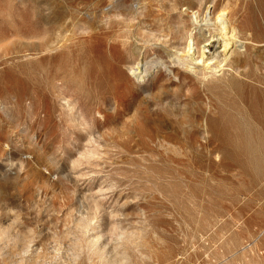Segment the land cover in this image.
<instances>
[{
  "label": "rangeland",
  "instance_id": "rangeland-1",
  "mask_svg": "<svg viewBox=\"0 0 264 264\" xmlns=\"http://www.w3.org/2000/svg\"><path fill=\"white\" fill-rule=\"evenodd\" d=\"M206 15L243 34L188 51ZM0 22V264H264V105L226 80L264 81V0H0ZM144 49L166 65L140 78Z\"/></svg>",
  "mask_w": 264,
  "mask_h": 264
},
{
  "label": "bare ground",
  "instance_id": "bare-ground-1",
  "mask_svg": "<svg viewBox=\"0 0 264 264\" xmlns=\"http://www.w3.org/2000/svg\"><path fill=\"white\" fill-rule=\"evenodd\" d=\"M181 1V0H180ZM191 2V1H190ZM189 2V3H190ZM178 5H179V3H178ZM222 12H224V10L222 9L221 10ZM112 12V11H111ZM119 12H120V10H119ZM13 13H15L14 11H13ZM121 13V12H120ZM221 15H223L222 13H220L219 15H218V18L221 16ZM119 16V15H118ZM40 19V18H39ZM196 19V18H195ZM62 20V19H61ZM197 20V19H196ZM30 21V20H29ZM205 23H204V25H206L207 27H209L208 28V31L206 32V31H202L201 33H198L199 35L197 36V37H193V35L191 34V37H190V40H189V43H188V45H187V48H188V51L189 50H191L192 48H193V46H194V44L196 45V44H198L199 42H200V40H203V41H205V43L204 44H202L203 46H199V47H202V51H204L205 49H210V47L209 46H211V45H213L215 42H216V40H217V42H220L221 40H223L224 41V46H225V48H226V43H227V41L229 40V39H236L238 36H239V38H240V34H243V31H241V28L239 27V25H237V26H235V24L234 25H232L231 27H230V32H227V26H225L224 24H222L221 25V27L220 26H215L214 27V29H212L211 28V26H212V23H211V18L209 17V18H207V15L205 16ZM24 22V21H23ZM26 22H28V20H26ZM60 22V21H59ZM120 22V21H119ZM1 23V22H0ZM75 23V22H74ZM121 23V22H120ZM27 24V23H26ZM36 24V23H35ZM37 24H38V20H37ZM122 24V23H121ZM5 25H6V23H5ZM5 25H4V27H5ZM31 25V24H30ZM117 25V24H116ZM120 25V24H119ZM25 27H27V25H25ZM122 27H123V25H122ZM2 28V27H1ZM10 28V27H9ZM21 28H23V27H21ZM39 28V27H38ZM58 28H60V27H58ZM117 28V27H116ZM66 29V28H65ZM112 29V28H111ZM110 29V30H111ZM191 29V28H190ZM202 29V28H201ZM8 30V29H7ZM25 30V29H24ZM72 30V29H71ZM90 30V29H89ZM115 30V29H114ZM123 30V29H122ZM214 30V31H213ZM216 30H219V35L221 36V38H217V39H215V37H216V35H218V33L216 34L215 33V31ZM3 31V30H2ZM11 31V30H10ZM20 31V33L19 32H17V31H15L13 34L14 35H12L13 37H21V36H24V35H26V34H24V35H22L21 34V30H19ZM30 31H32V30H30ZM29 31V32H30ZM84 31V30H83ZM1 32V31H0ZM64 32V31H63ZM120 32V31H119ZM126 32V36L125 37H128L127 35V31H125ZM191 32H192V30H191ZM245 32H247V31H245ZM249 32V31H248ZM24 33H26V32H24ZM27 33H28V31H27ZM31 33V32H30ZM6 34H8V33H6ZM92 34V33H91ZM114 34V33H113ZM117 34V33H116ZM116 34H114V36L116 35ZM251 34V33H250ZM11 35V34H10ZM60 35V34H59ZM58 35V36H59ZM111 35V34H110ZM245 36V35H244ZM243 36V37H244ZM34 37V36H33ZM33 37H31V38H33ZM53 37H56L55 35L53 36ZM112 37V36H111ZM174 37H178V36H175L174 35ZM7 37H3V38H0V49L1 50H4V53L5 54H8L9 53V51H8V49L7 48H5V46L7 45V44H9L8 42L9 41H7V39H6ZM27 38V37H26ZM58 38H60V37H58ZM57 38V39H58ZM70 38V37H69ZM109 38V37H108ZM122 38H123V36H122ZM121 38V39H122ZM130 38V37H129ZM245 38V42H246V45H244L245 47H246V49H245V51L246 52H241V51H238L236 54H237V56H236V58L233 60V62H231V64H230V66H231V69L232 70H236V66H241V63L242 62H244V61H246V56H247V51L249 52V50H250V48H251V45H255L257 42L255 41V37L252 35L250 38L249 37H244ZM15 39V38H14ZM28 39V38H27ZM34 39H36V38H34ZM80 39V38H79ZM78 39V40H79ZM89 39V38H88ZM112 39H114L115 40V38H112ZM126 39V38H125ZM20 40V39H19ZM54 40V39H53ZM69 40V39H68ZM73 40V39H72ZM77 40V41H78ZM113 40V41H114ZM242 40V39H241ZM10 41H12V40H10ZM17 41V40H16ZM34 41V40H33ZM116 41V40H115ZM121 41V40H120ZM128 41H129V39H128ZM236 41V40H235ZM262 41V40H261ZM31 42V41H30ZM43 42V41H42ZM51 42V41H50ZM52 42H54V41H52ZM61 42V41H60ZM69 42V41H68ZM13 43V42H12ZM16 43V42H15ZM19 43V42H18ZM32 43V42H31ZM263 43V42H262ZM20 44V43H19ZM29 44V43H28ZM46 44V43H45ZM66 44V43H65ZM88 44V43H87ZM122 44H123V47H124V49L125 50H127L128 52L130 51V54H131V51L134 49H132L131 50V45L126 41V42H122ZM15 45V44H14ZM22 45V44H21ZM20 45V46H21ZM64 45V44H63ZM16 46H18V45H16ZM23 46H26L25 44L23 45ZM27 46H29V45H27ZM31 46V45H30ZM38 46V45H37ZM41 46H42V44H41ZM55 46V45H54ZM117 46H118V43H112V44H110V50H117ZM133 46H134V44H133ZM258 46V45H257ZM22 47V46H21ZM60 47V46H59ZM59 47H57V48H59ZM77 47V46H76ZM86 47V46H85ZM108 47V46H107ZM135 47V46H134ZM148 47V46H147ZM150 47V46H149ZM152 47V46H151ZM255 47V46H254ZM23 48V47H22ZM43 48V47H42ZM55 48V47H54ZM109 48V47H108ZM144 48V47H143ZM146 48V47H145ZM13 49H14V47H13ZM15 49H17V48H15ZM19 49V48H18ZM45 49L46 50H48L49 49V47H47V45H46V47H45ZM123 49V48H122ZM136 49V48H135ZM134 49V50H135ZM38 50V49H37ZM54 49H52V51H53ZM86 50V49H85ZM141 50V49H140ZM149 50H151L150 51V53L151 52H154V51H152V48L151 49H149ZM25 51H27V50H25ZM43 51V50H42ZM45 51V50H44ZM16 52V51H15ZM35 52V51H34ZM39 52V51H38ZM47 52V51H46ZM31 53V52H30ZM43 53H45V52H43ZM42 53V54H43ZM63 53V52H62ZM88 53V52H87ZM124 53V52H123ZM133 53L135 54V52L133 51ZM142 53V52H141ZM147 53V51L144 49V52L142 53L143 55H142V58H140V51H139V54H137L138 55V57L140 58H138V60L136 61V59H134L133 60V64L132 65H129L131 68H130V70L132 69V70H136L137 71V74H138V76L140 77V78H145L146 76H148L150 73H151V70L153 69V66L156 64V63H161V65H166V63H164V61H162V58H161V56L160 55H158V50H156V55H155V57H150V58H148V57H146L145 56V54ZM154 53V54H155ZM18 54V53H17ZM29 54V53H28ZM36 54V53H35ZM34 54V55H35ZM86 54V53H85ZM153 54V55H154ZM257 54V53H256ZM36 55H38V54H36ZM58 55V54H57ZM57 55H55L54 56V58L56 57L57 58ZM90 55V54H89ZM92 55V54H91ZM151 55V54H150ZM152 55V56H153ZM250 55H251V53H250ZM249 55V56H250ZM5 56V55H4ZM39 56V55H38ZM44 57H45V55H44ZM59 57V56H58ZM137 57V56H136ZM163 57V56H162ZM256 57V56H255ZM3 58V57H2ZM87 58V57H86ZM85 58V59H86ZM176 58H177V60L178 61H172L174 64H180V63H182V64H184V57H182V56H178V54H176ZM48 59V58H47ZM83 59H84V57H83ZM251 59V58H250ZM255 59V58H254ZM39 60V59H38ZM73 60V59H72ZM88 60V59H87ZM41 61V60H40ZM102 61V60H101ZM47 62V61H46ZM92 62V61H91ZM94 62V61H93ZM170 63H171V61H170ZM172 63V64H173ZM256 63V62H255ZM210 64V63H209ZM250 64V63H249ZM89 65H91V63L89 64ZM127 66V65H126ZM129 66H127V67H129ZM155 67V66H154ZM210 67V66H209ZM216 67H219V64L217 65V66H215V71L214 72H207V73H205L204 72V74L202 75V77H203V80L204 79H206V78H208V81H211V80H214V79H218L219 78V76L220 75H217V73L216 72H218L219 70H216L217 68ZM106 68V67H105ZM107 68H108V65H107ZM122 67H120V69H121ZM109 69V68H108ZM258 69V68H257ZM5 73L6 74H10L11 73V69L9 68L8 70H5ZM246 76L247 78H249L250 80L249 81H246V80H243V78H240V76ZM113 76V75H112ZM111 76V77H112ZM199 76H201V75H199ZM198 76V77H199ZM210 77V78H209ZM245 77V78H246ZM120 78V77H119ZM139 79V78H138ZM118 80V79H117ZM117 80H115V81H117ZM226 80H227V86L230 88V89H232V91L238 96V97H240L241 99H242V101L244 102V103H246V104H249L250 106H253L254 108L255 107H257L258 105H260V106H263L264 105V86H259V85H257L255 82H260V83H262V84H264V81H261L260 79H259V76L257 75V74H255V73H253L252 72V65H250V68H249V70H247L246 72H241L239 75L238 74H234L233 73V75H228L227 76V78H226ZM121 85V84H120ZM209 86V85H208ZM216 86H218V85H216ZM120 87V86H119ZM210 87V86H209ZM199 91V90H198ZM194 95L196 96V95H199V92H197L196 90H195V92H194ZM106 98V97H105ZM106 101H108V100H106ZM120 101V100H119ZM124 102H125V100H124ZM254 112H255V114L257 113V108H255L254 109ZM257 115V114H256ZM254 119H255V117H254ZM256 140V139H255ZM105 246H107V245H105ZM101 250V249H100ZM119 258H116V257H112V258H110V259H108V263L109 264H118V262H119Z\"/></svg>",
  "mask_w": 264,
  "mask_h": 264
}]
</instances>
